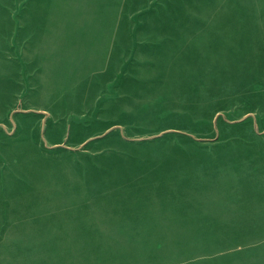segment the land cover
<instances>
[{"label": "rangeland", "instance_id": "rangeland-1", "mask_svg": "<svg viewBox=\"0 0 264 264\" xmlns=\"http://www.w3.org/2000/svg\"><path fill=\"white\" fill-rule=\"evenodd\" d=\"M167 11L219 34L151 78ZM0 264H264V0H0Z\"/></svg>", "mask_w": 264, "mask_h": 264}, {"label": "crops", "instance_id": "crops-1", "mask_svg": "<svg viewBox=\"0 0 264 264\" xmlns=\"http://www.w3.org/2000/svg\"><path fill=\"white\" fill-rule=\"evenodd\" d=\"M183 1V0H181ZM190 3H203L204 0H187ZM165 16L159 14L157 18L158 26L155 28H142L134 34L135 47H139L138 53L135 51L133 59L141 60L148 64L151 59L157 60V66L154 71L148 72L151 78L167 77L172 75L171 64L174 59H178L180 56L182 59L187 60H199L204 56L206 48L208 49L212 45V38L219 34V31L206 32L203 24L197 25L195 28L188 29H172L169 27H163L168 19H173L175 12H161ZM152 17V14H150ZM204 18V14H201ZM201 18V19H202ZM201 25V26H200ZM218 32V33H217ZM117 35H120V30H117ZM118 47H121L120 39H118ZM108 50L100 48H94L92 44H76L72 45V65L62 66L60 68L64 78L69 81H78V77L87 75L90 73L93 63L99 61L108 65L109 55ZM150 53L152 56H150ZM122 60L124 55L121 54ZM84 73V74H83ZM184 75H188L187 69ZM184 77V76H181ZM167 82V81H164Z\"/></svg>", "mask_w": 264, "mask_h": 264}]
</instances>
